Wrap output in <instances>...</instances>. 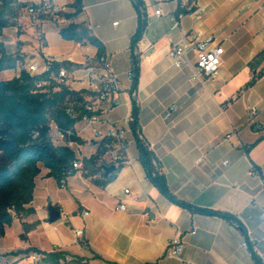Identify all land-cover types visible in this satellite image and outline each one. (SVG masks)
<instances>
[{
    "label": "crops",
    "instance_id": "obj_1",
    "mask_svg": "<svg viewBox=\"0 0 264 264\" xmlns=\"http://www.w3.org/2000/svg\"><path fill=\"white\" fill-rule=\"evenodd\" d=\"M42 1L19 0L26 8L20 10L15 26L0 36L9 55L20 50L23 58L16 69H9L13 73L8 80L34 63L40 74L47 63L69 62L74 66L66 70L68 88L96 95L101 74L98 49L61 37L60 30L73 21L63 18L57 23L51 16H31L27 7ZM50 1L64 14L74 12L75 0ZM82 1L84 13L75 22H87L103 43L119 85L115 107L99 130L104 134L112 127L125 131V164L104 188L83 171L60 188L43 168L31 205L35 213L16 219L7 228L0 239V256L8 263L20 261L38 249L64 251L91 264H257L245 247L249 240L264 264V77L236 99L253 77L248 64L264 50V0H198L201 14L186 15L178 25L173 21L178 8L175 0H141L148 26L138 45L140 80L134 95L129 74L131 42L139 24L135 0ZM18 25L24 26L25 34L17 39L24 44L17 47L6 39V32L17 30ZM189 32L213 37L225 50L219 74L204 86L192 81L190 68H175L170 57L171 46ZM195 59L192 53L193 63ZM3 72L1 76L8 73ZM133 98L140 109L142 136L155 153L171 193L196 208L233 216L246 229L248 240L236 222L194 214L171 203L152 184L126 122L131 120ZM172 107L176 110L169 113ZM252 108L257 114L251 120ZM74 131L81 143H69V147L79 160L89 159L101 140L83 122ZM62 142L58 145L66 144ZM118 149L105 161L111 162ZM226 161L228 167L223 165ZM253 167L260 171L259 177L251 175ZM121 204L125 211L119 209ZM50 205L61 212V219L53 224L49 223ZM24 224L36 225L26 240L21 239ZM78 229L85 233L81 243L75 237ZM177 235L184 243L183 254L169 258L168 244ZM15 239L17 246L11 244Z\"/></svg>",
    "mask_w": 264,
    "mask_h": 264
},
{
    "label": "trees",
    "instance_id": "obj_2",
    "mask_svg": "<svg viewBox=\"0 0 264 264\" xmlns=\"http://www.w3.org/2000/svg\"><path fill=\"white\" fill-rule=\"evenodd\" d=\"M135 6L139 15V24L131 42L133 63L131 93L133 95L138 90L140 80L138 45L148 26L143 2L136 0ZM71 7L74 12L63 13L62 17L73 22L60 30L61 37L65 41L97 48L98 58L106 55L103 43L92 33L88 23L75 22L84 13L83 1L75 0ZM24 8L26 5L20 3L19 0H0V36L4 29L15 26L13 20ZM189 14L192 12L188 10L187 6H184V2L181 0L178 3L177 17ZM18 63H23V58L9 55L4 45L0 43V72L16 69ZM48 64L50 65L49 70L43 73L31 74L23 67L19 76L0 82V239L6 236L7 228L11 227L16 219L35 213L31 205L34 200L36 178L41 174L43 168L49 171L47 177L53 178L60 188L63 180L69 175H75L78 171H83L87 178H93L95 185L104 188L117 178L125 164L124 160L121 161L117 164L116 171L109 177H105L103 166L114 165L105 161V157L111 155L118 147L117 141L112 138L101 140L95 154L89 159L79 160L77 158L75 151L69 147V143H81L74 129L78 123L83 121L84 117L91 115L86 110V104L89 102L87 97L95 94L87 91L76 92L58 83L57 77L60 71L62 69L70 70L74 66L73 64L69 62ZM248 67L253 77L239 92L236 99L264 77V50L248 64ZM139 115L138 103L133 98L130 127L137 142L140 162L152 184L171 203L194 214L209 215L232 223L236 222L248 240L246 229L241 223L235 221L233 216L196 208L178 200L171 193L155 153L142 136ZM53 126L65 135V145L54 144ZM255 145H252L247 152L249 153ZM117 152L122 154L119 149ZM75 161L81 162L80 170L74 169ZM23 227L24 234L21 239L26 240L27 234L36 225L24 224ZM248 244L256 263L263 264L249 240ZM31 251L42 256V264H91L87 259L71 256L64 251L51 253L41 252L38 249ZM21 253L23 252H17L14 255Z\"/></svg>",
    "mask_w": 264,
    "mask_h": 264
},
{
    "label": "built area",
    "instance_id": "obj_3",
    "mask_svg": "<svg viewBox=\"0 0 264 264\" xmlns=\"http://www.w3.org/2000/svg\"><path fill=\"white\" fill-rule=\"evenodd\" d=\"M136 1V0H135ZM179 3L181 0H175ZM198 0H182L184 6H187L188 10L192 14H201V9L197 4ZM28 13L35 17L41 18L42 16H51L53 20L57 23L61 22L63 17V10L59 6L53 4L50 0L42 1L41 3L30 4L27 7ZM158 15H161V12H157ZM183 15L177 17L175 14L173 16V21L176 25L183 18ZM195 55V63L191 60V54ZM225 50L223 46L215 41L213 37H207L199 32H189L183 35L182 39L171 46L170 57L173 61V66L175 68L188 67L192 70V81L200 82L203 86L207 81L214 79L218 74L223 64V56ZM98 65L101 69V74L98 78V88L96 90V96L86 104V110L91 113L90 116L83 118V123H85L89 128H91L94 136L98 140H104L105 138L115 139L118 143V148L122 152L126 150L125 145V131L117 129L116 127L110 128L107 133H102L99 130V126L105 122V116L109 114L115 107L114 97L119 91V85L117 78L112 72L109 59L106 55L98 58ZM31 74H38L39 67L37 63H34L28 67H25ZM50 65L46 64V71L49 70ZM129 77L133 78V73L129 74ZM58 83L63 87L69 86V75L66 69H62L57 77ZM176 110L175 107H172L169 110V113H172ZM257 109L252 108L248 115L251 120L256 116ZM131 120H126L127 123H130ZM257 129H261V125H256ZM57 130V129H56ZM59 137L64 140L65 135L57 130ZM70 134V133H68ZM232 135L227 136L230 139ZM124 160L123 154L116 152L112 156L111 163L117 166L118 163ZM225 167L229 166V162L226 161L223 163ZM81 162L75 161L73 167L75 170L81 169ZM251 175L260 176V171L253 167L251 170ZM72 177L69 175L62 182V187L65 188L67 185L68 179ZM125 193H129L128 190ZM119 209L121 211L126 210L125 204H121ZM84 216H89V212H85ZM262 217L264 218V212ZM75 237L78 243H81L85 239V233L83 229L75 230ZM248 242L245 243V247H248ZM184 251V243L181 236L177 235L172 238L167 247V256L169 258H180ZM40 259L38 254L32 256L33 262H38ZM2 260V261H1ZM0 262L6 264L8 263L4 258L0 257Z\"/></svg>",
    "mask_w": 264,
    "mask_h": 264
},
{
    "label": "rangeland",
    "instance_id": "obj_4",
    "mask_svg": "<svg viewBox=\"0 0 264 264\" xmlns=\"http://www.w3.org/2000/svg\"><path fill=\"white\" fill-rule=\"evenodd\" d=\"M13 22L15 23V19L13 20ZM24 34H25L24 26H19L18 25L17 30L16 29H11V28L9 30H7L6 39L9 40V41L15 42L16 46L18 47V46H21L24 43L20 42V41H17V39L20 38ZM11 56H13V57L21 56L20 50H19V52H15V54H12ZM6 71L8 72L6 75H4V76L0 75V82L1 81H7L9 79L8 77L13 73V70H6ZM3 73H5V72H3ZM52 136H53V141H54L55 145L63 143L62 142L63 140L59 137L55 126H53ZM16 242L17 241L15 239V241H11V244L14 245V246H17L18 244ZM39 257L42 258V256H40V255H39ZM40 260L41 259H39V261H38L39 264H41ZM30 263L32 264V256L28 257L27 259H22L20 261H12L11 260L9 263H6V264H30ZM0 264H4V263L0 262ZM33 264H37V262H34Z\"/></svg>",
    "mask_w": 264,
    "mask_h": 264
},
{
    "label": "water",
    "instance_id": "obj_5",
    "mask_svg": "<svg viewBox=\"0 0 264 264\" xmlns=\"http://www.w3.org/2000/svg\"><path fill=\"white\" fill-rule=\"evenodd\" d=\"M117 169L116 165L112 166H103V170L105 171V177H109L113 172ZM49 212V223L53 224L58 222L61 219V212L53 205H50L48 208Z\"/></svg>",
    "mask_w": 264,
    "mask_h": 264
}]
</instances>
